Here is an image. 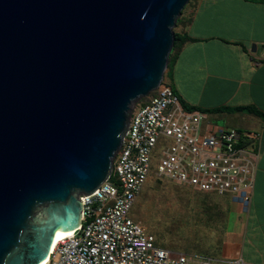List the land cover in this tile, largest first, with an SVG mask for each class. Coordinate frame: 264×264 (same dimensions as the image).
<instances>
[{"label": "water", "instance_id": "obj_1", "mask_svg": "<svg viewBox=\"0 0 264 264\" xmlns=\"http://www.w3.org/2000/svg\"><path fill=\"white\" fill-rule=\"evenodd\" d=\"M189 2L0 0V264H42L81 226Z\"/></svg>", "mask_w": 264, "mask_h": 264}, {"label": "built area", "instance_id": "obj_2", "mask_svg": "<svg viewBox=\"0 0 264 264\" xmlns=\"http://www.w3.org/2000/svg\"><path fill=\"white\" fill-rule=\"evenodd\" d=\"M136 108L114 159L113 180L80 197L81 226L52 247L46 264H247L241 257L227 260L159 247L130 212L151 174L154 154L159 179L230 197L247 211L261 136L234 128L204 130L206 115L187 111L165 80Z\"/></svg>", "mask_w": 264, "mask_h": 264}, {"label": "crops", "instance_id": "obj_3", "mask_svg": "<svg viewBox=\"0 0 264 264\" xmlns=\"http://www.w3.org/2000/svg\"><path fill=\"white\" fill-rule=\"evenodd\" d=\"M182 30L194 41L173 59L166 85L205 111L204 130L261 136L251 205L241 218V206L231 199L224 253L264 264V119L235 111L250 107L264 114V0H196L191 23Z\"/></svg>", "mask_w": 264, "mask_h": 264}, {"label": "rangeland", "instance_id": "obj_4", "mask_svg": "<svg viewBox=\"0 0 264 264\" xmlns=\"http://www.w3.org/2000/svg\"><path fill=\"white\" fill-rule=\"evenodd\" d=\"M195 1L187 5L183 18L191 17L194 13ZM176 30L175 27L174 32ZM145 100L135 103L132 109H139ZM154 157L155 154L151 174L130 216L159 245L175 253L232 259V256L224 253L225 239L233 219L231 198L201 193L176 182L159 179L156 175L158 163ZM240 213L242 218L247 211L240 207Z\"/></svg>", "mask_w": 264, "mask_h": 264}, {"label": "trees", "instance_id": "obj_5", "mask_svg": "<svg viewBox=\"0 0 264 264\" xmlns=\"http://www.w3.org/2000/svg\"><path fill=\"white\" fill-rule=\"evenodd\" d=\"M192 0H190L189 3H191ZM187 8V6L184 8V10L182 11V14L180 16V18L177 20V23H176V31L174 32L175 34V39H174V48H173V51L170 55V60H169V64H168V68H167V71L171 68V65H172V61L173 59L176 57V55L182 50V48L188 43V42H193L194 39L190 38L189 36L186 35V33L182 30V28H186L187 25H189L191 23V20H192V17L194 15V13L191 15V17H188V18H183V15H184V11L185 9ZM181 26V28H180ZM178 27V28H177ZM167 73V72H166ZM166 76V75H165ZM165 80V78H164ZM164 83V81H163ZM181 103L183 105V107L187 110V111H201V112H205L204 110H202L201 108H198V107H195V106H190V105H187L181 98ZM236 112H246L248 114H251V115H256L258 117H261L262 119H264V114L259 112L258 110H256L255 108H237L235 109ZM113 176L111 177V180H113ZM216 196V195H215ZM135 207V206H134ZM134 219V218H133ZM135 220V219H134ZM136 221V220H135ZM137 222V221H136ZM151 235V234H150ZM155 244L159 247H162L161 245H159L157 242H156V239H155ZM162 248H165V247H162Z\"/></svg>", "mask_w": 264, "mask_h": 264}, {"label": "bare ground", "instance_id": "obj_6", "mask_svg": "<svg viewBox=\"0 0 264 264\" xmlns=\"http://www.w3.org/2000/svg\"><path fill=\"white\" fill-rule=\"evenodd\" d=\"M72 235V232H68V233H62V232H58L54 241V245L58 244L61 240H63L64 238L70 237ZM47 261L43 262L42 264H46Z\"/></svg>", "mask_w": 264, "mask_h": 264}]
</instances>
